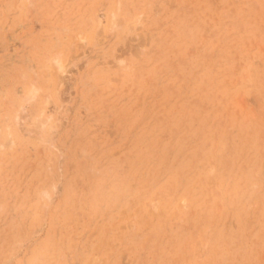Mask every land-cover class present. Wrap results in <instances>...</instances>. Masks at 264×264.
Here are the masks:
<instances>
[{
	"label": "rangeland",
	"instance_id": "obj_1",
	"mask_svg": "<svg viewBox=\"0 0 264 264\" xmlns=\"http://www.w3.org/2000/svg\"><path fill=\"white\" fill-rule=\"evenodd\" d=\"M0 264H264V0H0Z\"/></svg>",
	"mask_w": 264,
	"mask_h": 264
}]
</instances>
